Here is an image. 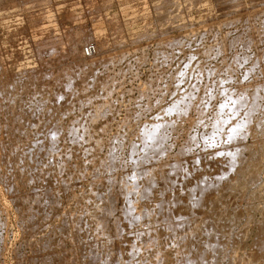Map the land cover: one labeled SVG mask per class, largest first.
<instances>
[{"label": "rangeland", "instance_id": "rangeland-1", "mask_svg": "<svg viewBox=\"0 0 264 264\" xmlns=\"http://www.w3.org/2000/svg\"><path fill=\"white\" fill-rule=\"evenodd\" d=\"M44 15H46V16H44ZM252 16H254V17H252ZM245 17H247V18L245 19ZM262 20H263V22H262ZM245 22L247 23V25H243V23H245ZM250 22H251V24H250ZM261 22L264 23V0H235V1L234 0H229V1H227V0L226 1L225 0H221V1H219V0H42V1L41 0H0V124H1V126L3 124L2 129H3V127L6 128L5 126L8 125L7 130L4 131L5 135H6L9 132L8 128L10 130L11 128L13 129L14 127L15 128L18 127L17 125L19 123L16 120H15V122H13L14 120L12 121V118L8 119L9 116H12L13 114H17V112H20V114H24V112H25V115H27L28 117L29 116L32 117L33 123L35 122V125H33V123H32L31 124L32 126L29 125L28 127L25 128L26 133H27V130H29V132L27 133V136H25L26 133H24L23 135L19 134L18 135L19 137L16 135L15 140H13L14 138H11V137L10 138L7 137V139H5L6 137H5L4 133L1 134L2 137L0 135V137H1L0 141L2 139L1 142L3 143L2 144L0 142L2 145V147L0 145V176H1L0 177V179H1L0 180V210H1V212H0V264H30V263H28L29 261H27V260H28L29 256H32V252H33L32 250L34 247L30 243H25V241L28 242L29 238H31L35 234L33 232L32 236H31V235H28L25 233L26 234V236H25V234H23L24 231L20 230L21 229L20 217L18 216V215H20V212L18 209L16 210V208H17L16 204H15L16 202L15 201L12 202V198H13V200L15 198L13 196V193L15 195V192L12 189H10V184L8 185L9 181L11 184L13 183V179L15 178V176L18 177L19 181H20L21 180L20 176H19L20 173L18 172V170L14 166H13L14 169L12 168V164L10 162L8 164H6L8 162V160L7 161L4 160L6 158H4L3 154H2V152L4 151L3 147L6 144L5 153L11 152V151H9V149L11 148L10 146H12L11 149H13L16 145L20 144L21 141H22L21 145L26 143V142H24L26 140H28L27 142H29L30 139H32V137L35 136V135H33L35 132L37 133L38 136L40 134L42 137H43V135L46 136V134H42V133L38 134V132L42 129V127L44 125L46 126V121L49 123V125H47V127L52 126V121H53L52 119H54V116L52 115V113L55 114L59 110L61 105H62V107L65 106L68 112L67 113H66V111H65V113L60 112V113H58L59 114L58 117H55V118L59 119V123L63 124L62 128H65V130H66V131L63 130L62 134L60 133V136L64 135V137L60 138V136H59L58 146H60L62 144V146H61L62 148L60 147V149L64 148L63 150L66 149V150H68V152L70 151L72 154L69 152V154H70L69 158L72 156L71 159L72 158L73 159L72 160L68 159V161H70V163H72L73 161H76L74 163H77V164L76 165L73 164V165H75L77 167L79 166L78 168L75 167V170H74V166L72 164H69L70 166L72 165L70 167L71 169L69 168V165L67 164L68 169H67V173H65L68 176V171L69 172L71 171L70 172L71 174L69 173L71 176L70 177L68 176V177H69V179L71 178L70 181L72 180V178H73V180L71 182L68 181L69 186L68 185L67 186L70 188V184L73 183L74 189H72V187L70 189L68 188V190L64 189L63 186H60V183H57V182L61 181L60 176H57L58 172L56 173V171L53 172V171H50L49 169H45L43 172L46 171V173H43V175L41 176V178H43V179L33 180V182L31 180V182H29V183H26V182L23 183L22 182L25 187L23 186L22 183L19 184V187H21V190H23L25 195H26V193H27V195H30L31 193H29V192H32L31 190L34 191L36 189L35 190L36 194H38V195H36L37 199H38V196L41 195L40 198L37 200L40 204L41 201L43 202V200L41 198L42 197L41 192L42 191L45 192L44 190H47L49 187H51L53 189L56 187L55 189H57L58 191L55 189L54 190L59 192L58 196L61 198V200L62 199L64 200L65 206H66V204H68V206H69L70 210L67 208L66 209V210H68L67 213H71L70 215H72L74 217V219L72 218V220L70 219V221L74 222L79 214L82 215V216L80 215L81 217L79 218V220L81 219L82 221H84V220L88 221L90 216L87 213H85L84 210L86 207H87L86 209H88L91 206V204L88 202V199L90 201V199H91L90 198L91 197L90 192H92V190L95 189L94 181H96L97 178L102 179L104 177V175H106L107 173H109L112 176V174H114V171L116 173H115V175H113V177L117 176L119 174V172H121L122 168H123L122 171H126L125 168L128 171H130L128 169V167H129V165L133 164V158L137 157L142 152V149H143V142H142V140L139 139L142 131L137 130V129H139V128L142 129L143 127H141V126H144V127L146 126V128H147L152 123V125H151L152 127L151 126L150 127L152 130H155L154 128L157 127V125H158L157 119L160 117L161 119L159 118V120H162V117H163V119H166V120H170V121L173 120L175 125H176L175 127H177L176 130L174 127L175 132L172 131L173 127H170L172 129L171 130L172 132L170 130H168V129H170L169 127H167L164 130V136L168 135L167 139L164 137V140L166 142V146H165L166 151L168 152V153H164V155L168 154L167 155V156H169L167 158L168 162L174 160L173 157L171 158V155L175 156V153L177 151H179V150L181 151L182 147L183 148L185 147V149H182L183 151H181V152H183V154H181V153H179V154L181 156L182 155L184 156V154H185V157H187L188 159L190 157L191 159L188 160L187 158L182 157L183 159L185 158L184 160L186 161L185 168L189 170L188 171L189 173L187 171H185L182 173V175L188 176V174H190V170H192L191 166H190V160L191 161L195 160L192 163H194V164L196 163L195 165H197V163H198V165H199V166L194 165L193 170L191 171V175H189L188 178L186 176L184 178L181 175L180 179L182 180V184H184L183 183L184 179L187 181L186 182L184 180L185 181V184L183 186L184 188L182 187V185H181L182 188H180L181 182L176 183V185L177 184L179 185V189H178V186L174 185V187H173V189L177 188L182 194L184 191V194L182 196V194L180 192H178V190L176 191V189H175V192L178 194L180 193L181 197H183V198L186 197L187 193L185 194V192H188V189L190 188V186L189 187L187 186V188L185 187V185H187L189 183V180L196 178L197 181H199L198 180V179H200L199 176H201V175L203 176V173L205 171L204 170V163L203 162L200 163L199 161L196 162V159H198V157H200L202 155V153H203V155L206 154L208 156L207 159H209V157H210L209 160L214 158V159H212L213 161H215L216 163H221L222 161H225L226 159H228V157L226 158L225 155H227L228 152L230 153L232 151L231 146H234L236 143H240L241 145H243V147H245V145H248V146L252 145V146H250V148L246 147L245 148L246 150L244 149L245 151L244 150L242 151L243 157L241 156V159L243 158L244 160L243 161L241 160L242 162L237 161L239 163V165L236 162L237 165L236 164H235L236 166L232 165V167L229 168L228 172L230 173L229 175L232 176L233 177L232 179L234 180V178L239 176L238 172L240 171V163H241V166H244L243 164L245 162H246L245 164L250 163L248 165V168H252L253 166L251 165V163L254 162V160H256L255 155H257V160H259L260 164L257 163L258 166H256L255 171L257 172V176L259 178H257V180L255 182H257V181L258 182H257V184L255 182H253V183L250 182L249 184H251V185H248L249 187H247L251 191L250 194L251 195L254 194V197L256 196V198H254V199H253V197H251V198L249 197V198L253 201V205H255L254 203H256L257 209H254L255 211L251 213V215H250L251 217L248 216V218L250 217L248 219L249 221H246L247 217L244 214H242L243 212L241 214H242V217L245 216L244 219L239 217L241 215H240V213H238L237 214L238 218L235 220V221H237L235 223L236 225L234 226L233 225L234 223H230L229 228H231V229H229L230 230L229 231L230 237H228L229 240L227 239L226 240L227 242L223 241L224 243L221 246L222 248H220L221 250L218 249L219 253L217 252V250L213 251L212 253L215 252L214 254H216V252H217L219 254V256H218V254H216V256H214V255L213 256L217 257L219 259H222V260L218 261L217 264H219V263L220 264H229V263H227V259H228V262H230L229 261L230 258L224 257L227 255H222V253H221L224 250H226L227 246H228L227 252L230 248L231 252H233L231 254L237 255V257H238V255L242 254V250H243V252H245L244 250H246V252H247L248 249H246V247L247 248L249 247L248 245H249L250 241L252 243V240H251V239H253L252 236L254 234H256V231H257V226H256L257 224H255V223L257 221H262L261 216L264 217V204H262L263 203L262 201H264V199H263L264 198V173H263L264 172V149H263L264 147L261 146L260 149L258 148V146H260V145L264 146V133L262 132V131H264V124L261 125L259 128L256 127L260 123L259 122L260 120H264V118L263 119L261 118L264 116V112L262 113V111H261V109L264 111V86H262L261 88H258V90L255 93L256 94L255 101L257 104L260 105V109L257 112L253 113V117L250 116L251 121L254 119L253 122H251L252 124L250 126V129L253 128L252 129V135L250 132H249L250 135H247L248 132L247 133L245 132V134H244V132H242V130L238 131V128L235 126L237 124V122L244 119L246 108L242 107L241 110L233 112V114H232L231 113L232 112L231 111L232 105H230V103H233V98L237 95L236 93H239L238 91H240L242 89V87H246L248 89H251L253 86H255L259 83H262V82L264 83V81H263L264 80V35H262V33L264 34V32H262L264 30V27H262L263 30L261 29V32H260V28H261V24H262ZM252 23H255V24H252ZM249 24L255 28L254 29L252 28L253 30L252 29L249 30ZM239 25H241V26H239ZM258 25L260 27H258ZM244 26H246L247 29H245L246 27H244ZM215 27H216V31H214ZM220 27H221V29H218ZM235 28H237V29H235ZM204 29H206L205 33L203 31ZM209 29L216 36V38L214 36H212L211 32L207 33V31H209ZM219 30H220V32H219ZM202 31H203V34L201 33ZM243 32H246V33H243ZM257 32L259 34L258 35L259 38L256 37ZM222 33H223V35H222ZM236 35H238V36H236ZM240 35H241V37H240ZM73 36L74 37L77 36V39H76V37L73 38ZM252 36H255L257 39L254 38L255 39L254 41H256V40L257 41L256 42L253 41V43H249L250 44L249 48H247L248 43H246V39L251 38ZM262 36H263V38H262ZM237 37H239V38H237ZM69 38H71V39L69 40ZM72 38L76 39V42L74 40V42L76 43L75 47L77 46L76 49L73 46L74 44L72 42ZM236 38H237V42H235ZM68 40L71 41L72 44ZM171 40H172L173 44L171 43ZM181 42H182V44H181ZM213 42H215V43H213ZM179 43H180V45H179ZM218 43L224 44V46L226 47V48H223L224 50L223 49L221 50V54L218 52H215V47H216V44H218ZM227 43H228V45H227ZM244 43H246L247 46L243 45ZM256 43H258V44L256 45ZM212 44H214V45H212ZM70 45L73 46L75 51L73 50V48L70 47ZM87 45L93 46L92 47L93 54H92V52H91V54H88V55L85 54L84 48ZM43 46L45 48L46 47H48V48L45 49ZM206 46L208 48L207 50L205 48ZM159 47H161V48H159ZM50 48H51V50L52 49L53 50L52 51L49 50ZM203 48H205V49H203ZM260 48H261V50H260ZM210 49H211V51H213L212 52L213 54H211V53L209 54V52H211ZM88 51H89V49H88ZM207 52L209 54L208 56L206 55ZM224 54H225V56H224ZM258 54H259V56H258ZM69 55H71L72 57ZM163 55H165V56H163ZM210 55H212V57ZM204 58H206V59H204ZM220 58H221V60H220ZM224 58H226V59H224ZM257 58H260L259 63L257 66H254L253 62H254V60L256 61ZM115 59H117V60H115ZM229 59H231L232 61ZM108 60H109V62L107 63ZM233 61H235V62L233 63ZM103 62H104V64H103ZM100 63H101V65L102 64L104 65V66L102 65L103 68L101 67ZM226 63L227 64L230 63L229 65H231L232 69H229L227 67L228 65ZM91 65H93V66H91ZM213 68H216L215 71L213 70ZM226 68H228V69H226ZM3 71L8 72L9 76H13V78H14V81H13L14 84L12 83V84L8 85L10 88H12L11 90H8L10 88L5 86L6 84L4 82L8 83L9 82L8 80H10V79L9 78L7 80L4 79V76H3L4 74H2ZM25 71L26 72L29 71V73H30V71H32V72H39L40 71V72H43L44 75H46V76L40 77L39 78L40 80H38V83L36 82L35 86H34V84L33 85H31V84L29 85V83L26 84L28 86V87L26 86L27 87L26 88L24 85H25L26 81H28V79L26 78L27 77L26 75H28V73H26ZM72 72H75V73H72ZM261 73H262L263 78L261 76ZM18 74L24 76L26 79L22 76H19V78H20V82H19L18 77H16V78L14 77L15 75H18ZM13 78L11 77L12 80H13ZM21 78H22V80H21ZM261 78H262V82H260ZM17 79H18V81H16ZM16 82H17V84H16ZM100 82H102V83H100ZM18 83L23 85V86L19 85ZM11 85H13V87H14V85L17 86L16 91H15V88H13ZM20 86H21V88L23 87V89H21ZM45 86L47 87V89ZM4 87H7L8 89L7 88H5V89H7L9 92L7 91V93H6L5 92L6 90L4 91ZM24 87H25V89H24ZM44 87H45L44 93L43 92L41 93V91H42L41 88L44 89ZM108 87H109V89H108ZM174 88H176V89L174 90ZM17 90H19L20 92H18ZM164 90H165V92H164ZM176 90L177 91L180 90L179 91L180 95L177 93ZM54 91L56 93H59L61 96L54 98V95H55ZM186 91H187V94H185ZM222 91H223V93H222ZM228 92H230L231 95ZM4 93H6V94H4ZM8 93L10 94V96ZM181 93L188 95L187 98H185L186 100L188 99V101H189L188 103L192 104V102H193V104L196 103V105H197V106L196 105L193 106V104L192 105L188 104V107L186 108V110L189 109V111L188 110L186 111V113L187 112L188 113L185 115V117L184 116L179 117L175 113H168V111H166L164 108V106L167 107L168 104L172 105L171 100L173 102V100L175 101L176 99L177 100L182 99L181 96L183 94H181ZM2 94H3V96H2ZM234 94H235V96H234ZM5 95H8L10 97V98L7 97L9 100L15 98V97H13L15 95L16 101L13 99L15 102L13 101L12 102L13 104L9 103V100H6L7 98ZM189 95H190V97H189ZM231 96H232V101L226 100L227 104H225V102H223V100L229 99ZM183 97H185V96H183ZM51 100H52V102H50ZM80 100H81V102H84V104H80ZM221 101L224 103L225 107L220 106V103L222 104ZM38 102L42 104V107ZM59 102L62 104L60 105ZM24 103H25V106H24ZM68 103L70 106L68 105ZM198 103H201V104H198ZM37 104H39V106H40L39 109H38ZM12 105H14V106H12ZM21 105H22V107H21ZM56 105H58L59 108ZM224 105H222V106H224ZM104 106H105V111L102 112L101 108H104ZM18 107H19V109H18ZM5 108L7 109V111H4ZM12 108H13V110H12ZM49 108H50L49 112L51 114L48 112ZM96 108L98 110H96ZM51 109L53 112L51 111ZM22 110H24V112H22ZM3 111H4V113H3ZM8 111H10V112H8ZM197 111L199 114L197 113ZM218 111H221V116L223 117L224 120H226L225 122L223 121V124L227 123L226 124L227 126L222 124L224 127H222V125H221L219 127V129L214 127L215 125H216V127H218L216 124L217 121L219 120L217 117V114H216ZM259 111H261V114L259 113ZM5 113H7V115L9 113H12V114L7 116V115H4ZM200 113H201L202 117L200 116ZM214 115H215V117H214ZM51 116H52V118H51ZM55 116H57V115H55ZM154 116H156V117L158 116V117L154 118ZM12 117L15 118V115H13ZM90 117H92V118H90ZM203 117H204V119H203ZM77 118L81 119V120L87 119L86 121L90 120V122L88 121L89 123L86 122L87 123L86 125L89 124L86 127L87 128L89 127L88 129H89L90 133L89 132H87V133L90 136L89 138L90 139L92 138V139L90 140L88 138L90 141H88V143L87 142H85V143L88 145L89 144L91 145L92 143L93 144L91 145V148H88V149H92L94 147L92 150L96 151V153H97L96 156L97 157L100 156L101 159H99V160H102V158H104V157H102L103 153L105 154L104 156H106V153H107L106 151L109 148L110 143H112L111 145L115 148L114 150H112V153H116V154H113L115 156V158H116V155H118L117 160H118V163H120V165L117 163V166H119V167L116 166L115 168L108 170V172L105 171V172H103L104 174L103 173L102 174H96L98 177L92 173L91 167H93V163L91 161L93 158L88 153L89 158L87 159V157H88L86 154L87 152L85 153L86 154L85 155L84 154L85 151L83 152V149H82V148L85 149V147H86V151H87L88 145L86 146V144H84V146L81 147L80 144H75L72 141V136H71L70 132H69L70 134L65 135V133L68 132V129H66V127L70 126L69 124L72 123L71 121L73 119H77ZM153 118H154V120L156 119L155 121H157V122H155L153 120ZM258 118H261V119L259 120ZM9 120H11V121H9ZM123 120H124V122H123ZM126 120H127L128 124L131 123V124H129L131 126V128L129 127V125H127ZM201 120L202 121L204 120V122H202ZM5 122H7V124H5ZM10 122H13L12 123L13 125L12 124L10 125L9 124ZM234 122H236V123H234ZM36 123H38V124L40 123V124L36 125ZM119 123L122 126H120ZM153 123H155L156 126H154ZM195 123H197V124H195ZM199 123H203L202 126ZM213 123L215 125L212 126L211 124H213ZM4 124H5V126H4ZM14 124H15V126H14ZM41 124H44V125H41ZM90 124H91V126H90ZM253 124L256 126H254ZM125 125H126V128L129 127V131H128V129L125 128ZM205 125H206V129H205ZM228 125H229V127L231 126V129L228 128ZM187 126H188V128H187ZM134 127L135 128L137 127V128L135 129ZM232 127H234V129L237 128L236 129V135H238V137L236 136V138H235L236 141L231 140V138H228L226 135V133H229L230 130L233 129ZM123 128H125V130L128 131V132L126 131L127 132L126 134L123 133V131H122V130H124ZM146 128L142 129L143 132L150 130L149 127L147 129ZM88 129H87V131H88ZM144 129H146V130H144ZM211 129L213 130L212 131L213 133L211 132ZM125 130H124V132H125ZM206 132H207V134H206ZM214 132H215V134H214ZM104 133H106V134H104ZM117 134H119L120 136L121 135H123V136H121L119 138V135H117ZM210 134H213V135H210ZM223 134H224V136H223ZM29 135H30V137H29ZM116 135H117V138L119 139L118 141L113 140L114 137L116 138ZM96 136H97V138H100L101 140L97 139ZM137 136H138V138H137ZM251 136H253V137H251ZM16 137H18L17 140H16ZM65 137H66V139H65ZM25 138H26V140H25ZM35 138L39 139L37 136H35ZM85 138L87 139V137H85ZM93 138L94 139L96 138V139L94 140ZM121 138H122V142L120 140ZM188 138H191L194 140H191ZM86 139H84V140L87 141L88 139L87 140ZM261 139H262V141H261ZM8 140H10V141L13 140L14 142L13 141L12 142L15 145L13 146V144ZM5 141H8V144L10 146L7 145V142H5ZM92 141H94L95 144ZM108 141H111V142H108ZM188 141L189 142L191 141V142L189 143ZM17 142H18V144H17ZM128 142L130 144H128ZM183 142L185 145L183 144ZM241 142H243V143H241ZM42 143H44V142L42 141ZM106 143H108V144H106ZM121 143L123 146L120 145V147L117 150V148L114 145H118ZM131 143L133 144L134 147L136 146L137 148L136 147H135V149H134V147L132 148ZM134 143H136V144H134ZM141 143H142V145H141ZM253 143H255V145H257V147L253 146ZM65 144H66V146L68 145V147H66ZM181 144H182V146H181ZM187 144L190 146L189 149L186 147ZM229 144H230V146H229ZM74 145H75V147H73ZM96 145H97V147L95 148ZM58 146H57V149H59ZM113 147H111V148L113 149ZM223 147L224 148L230 147V148L224 149ZM254 147H255V149H254ZM70 148L71 149L73 148V150H71ZM120 148H121V150H120ZM178 148H179V150H178ZM247 148L250 149L249 152L247 151L248 150ZM81 149H82V151H80ZM219 149L222 151H220ZM230 149H231V151H229ZM6 150H7V152H6ZM63 150H61V152ZM76 150H77V152H76ZM99 150H100V152H99ZM218 150H219V152H218ZM225 150H228V151L225 152ZM50 151L52 152V150H50ZM53 151H56V149ZM73 151L75 153H73ZM250 151H251V153H250ZM51 152H49V154H52ZM57 152H58V150H57ZM185 152L186 153L189 152L188 153L189 155L187 154L188 155L187 156ZM212 152L215 154H213ZM223 152H224V156H223ZM253 152H255L254 156L252 155ZM54 153L55 152H53V155L55 156L54 157L55 160L57 159V162H54V160L52 159L53 156L51 157V155L49 156V157H51L50 159H48V157H45V160L50 161V163L54 165L53 167H55V166L57 167L58 166L57 164H59L61 162L60 161L58 163L60 157L58 158L57 156L61 153L58 152L57 155H56V153L55 154ZM81 153H83V155L85 157ZM216 153L218 155H220V153H221L222 155L217 156ZM78 154H80L79 157H78ZM94 154H95V152L93 153V155ZM169 154H171V155H169ZM179 154L177 155V153H176V156L177 157L180 156ZM248 154H251V155H248ZM74 155H75V158H74ZM210 155H212V156H210ZM59 156H61V155H59ZM162 156L159 157L160 162L157 159L158 164L161 163L162 160L165 159L164 156L163 157ZM194 156H196L195 159H193ZM221 156H223L224 159ZM250 156H253V158ZM1 158H3V159H1ZM81 158L83 160H85L84 158H86L85 162L82 161L84 163V166L81 162V160H82ZM167 159H165L164 162H167ZM87 160H89V162ZM95 160H97V159H95ZM248 160H249V163H248ZM250 160H252V161H250ZM68 161L66 163H68ZM53 162L56 163V165ZM187 162H188V164H187ZM261 163L263 166L261 165ZM27 164H29V163L27 162ZM153 164H154V162H153ZM32 165L33 164H30V166H28V167H33ZM61 165L62 164L60 163V166ZM5 166H7V168ZM81 167H82V169H81ZM129 168L131 169L132 166ZM242 168L243 167H241V169ZM77 169L80 171V173H84L87 169L89 171L87 173L88 176L86 174H81L82 177H83V175H85L84 177L86 180L81 178L83 181L84 180L85 181L81 182L82 180H78L76 182L78 184L74 183L75 179L80 176V173H78L79 171ZM194 169H196L198 171L196 172V170L194 171ZM72 170H74V171H72ZM47 171H48V173H47ZM49 171L51 174L49 173ZM199 171H203V173L200 172V174H199L198 173ZM230 171H234L235 173L234 172L231 173ZM236 171H238V172L236 173ZM72 172H73V174H72ZM111 172H112V174H111ZM211 172L213 173V171H211ZM261 173H262V175H261ZM12 174H13V176L15 174V176L12 177ZM45 174H47V175L45 176ZM65 174H63V178H64V176H66ZM76 174H77V176H76ZM89 174H91V175L89 176ZM231 174H233V175H231ZM234 174H235V176L236 175L237 176L234 177ZM196 175L199 178L196 177ZM226 175H227L228 179L230 180L231 177L229 178L228 173ZM2 176H4V177H2ZM92 176H93V178H92ZM95 176H96V178H95ZM190 176H191V178H190ZM205 176H204V179L202 180L204 182H202L200 180L204 184H205V181L208 180V178L211 179L210 176H207L205 179ZM47 177H49V178H47ZM18 178H15L14 180L16 182H19ZM57 178H59L60 180L59 179L57 180ZM237 178H239V177H237ZM65 179L68 180L67 177ZM90 179H91V181L89 182L88 180H90ZM132 179L134 180L133 176H131V179L129 176L125 179L127 181L126 184H129V187L131 184L134 185V183H132V182H134ZM214 180H212V181H214ZM35 181H37V182H35ZM212 181H209V182L206 181L207 182L206 185L208 186V183H209V188H210L213 185H216L219 183V188L222 187V189H220V192H222V190L225 188V185H223V184L227 183L225 181L220 182L219 180H217V182H213L214 183L213 184V183H211ZM87 182H88V184H87ZM79 183H81L80 184L81 186L79 185ZM55 184L57 186H55ZM75 184H76V186H75ZM89 184H91V186ZM161 184L162 183L159 182L157 186L159 187V186H161ZM82 185H84V186L82 187ZM216 186L218 187V185H216ZM255 186H258L257 189H255ZM158 187H157V189H160V187L159 188ZM252 187L254 189H251ZM213 188H215V186ZM28 189H29V191L27 192ZM71 189H72V191H71ZM77 189H78V191H77ZM88 189H90V192L88 191ZM173 189H170L172 193H174ZM21 190H20V192H22ZM208 190H210V189H208ZM215 190L217 192H219L218 191L219 189L215 188ZM215 190H214L215 193L210 190L211 194H209V195L211 196L213 193H214L213 195H215L216 194ZM70 191L72 192V194ZM168 192H169V190H168ZM168 192H167V194H171V192L170 193H168ZM78 193H79L78 197L81 196L80 194H82V196H81V198L83 199L82 201L84 202V205H86L84 209L81 208V205H80V207H77V206H79L78 204L80 201L77 202L78 200L77 201L74 200V199H76L75 196ZM207 193H208V191H207ZM207 193H205L207 196L204 193L201 194V195H205V196H202V198L206 197V198H203V200L204 199L208 200L211 198V197L209 198V195ZM24 194H23V196H24ZM65 194H66V196H65ZM195 194L197 195L198 192L197 193L195 192ZM31 196L33 197V195H31ZM86 196H89V198ZM34 198L36 199L35 195H34ZM70 198H72L71 202L70 201L68 202V199L70 200ZM85 199H87V201H85ZM203 200L201 201L200 205H199L198 200L195 201L193 199L192 200L193 202L192 201H190V202L188 201V202L189 203L192 202L191 204H194L193 208L195 210L196 209L199 210L200 208H201V210H204L202 212V214L204 215V213H206L209 210H208L207 206L203 207V204H204ZM27 202L30 204V205L28 204L29 207L27 205ZM72 202L78 203L77 206H76V203H75V205H73ZM99 203L94 202V204H97V205ZM32 204L33 203L31 202V200H26V203L23 204V205H25L24 206L25 210H26V208H27V210H29L28 208H30L32 206ZM244 204H245V202L240 201V205L243 206ZM84 205L82 207H84ZM116 205H117L116 207L118 210L115 208L117 210V211L115 209H114L115 211L113 210V212H115V213L119 212V207H120L119 201L117 202ZM196 205L200 206V207H198L199 209L197 208ZM202 207H203V209H202ZM254 208H255V206H254ZM71 209H72V211H71ZM61 211H62V209H61ZM61 211H60V209H58L56 211L57 215H56V213L54 214L53 211H52V213L50 211L48 214L51 215L50 216L51 219L48 216V220H47L48 223H45V225H47V226L44 225L46 227V229H44L45 227L44 228L41 227L40 230L37 229V232H38V236L40 235V236H42V237L44 236L46 238L49 237L50 239H52V241L54 240L53 242H57L58 241L57 236L59 235V231L62 230L61 229V227H62L63 232L60 231V233H62L63 234L62 236L65 237V232H66V238L63 237L65 240L64 239H62V240L66 242V243H64L65 244L64 250H65V247H66V250L69 249L66 251V253H68L70 251L71 243H68L69 240L67 241V237H68L67 235H68V229L70 230L71 227L69 226L70 225L69 223L68 224H66V223L68 221V218H70V217H68L67 221H64L65 222L64 223L61 219L62 218L61 217L62 216ZM86 214L89 217H87ZM52 217H53V219H52ZM112 217H114V218H112ZM117 217H118L117 214L110 216L109 223H111V221H114L113 219H115ZM57 218L59 219V221L57 220ZM179 218L180 217L176 218L175 221H177V219H178V221H180L181 219L179 220ZM193 218H195V217H193ZM195 220L196 221L199 220L198 216L195 218ZM239 222H241V224H237ZM247 222H249V223L246 225ZM61 223H63L62 226H61ZM48 224H51V225H48ZM52 224H54V227L52 226ZM160 224L162 225V223H159V225L156 224L154 226L155 229H156V226H159V227H157L156 231L161 230V229H158V228H161ZM48 226L52 227L53 230L55 231V233H56L55 237L53 236L54 231L52 230V228H49ZM163 226L165 227L166 225H163ZM163 226H162V228H163ZM57 227L58 228L60 227V228L58 229ZM239 227H241V228H239ZM246 227H248V228L246 229ZM78 228H80V227H78ZM166 228L167 227H165V229L164 228L163 229L164 230L169 229V228L168 229H166ZM237 228H239V230L240 229L243 231L245 230L244 232H246V230H248L247 233L250 231L249 234L246 233L247 234V237H246L247 240L244 238L246 235H243V237H242V239H244L243 243L240 242L242 240L240 237L241 235L239 236V238H237L238 233L237 234L235 233ZM47 229H49V230H47ZM50 229H51V231H53V233L49 232ZM57 229H58V231H57ZM64 229H66V231H64ZM163 229L160 232L162 234L165 232V236L161 237L160 242L161 243L163 241L164 242L166 241V242L165 243L163 242V245L159 244V246L160 247L162 246L161 248L162 249L164 248L163 251L165 253L167 252L168 255H170L171 260H172L171 264H172V262L174 261L172 258V256H174V254H172V253H174L177 246H179L180 244L177 243L176 242L177 240H174V238L173 239L171 238V240H173V242H172L170 240V237H173V236H171L170 234H169L170 236H168L167 235L168 233L166 231H164ZM255 229H256V231H255ZM232 231L234 232V234H232ZM254 231H255V233H254ZM44 232H45V234H43ZM168 232H169V230H168ZM40 233L43 235H41ZM85 233H86V231L84 232L83 230H81L80 231L81 237H84ZM126 233H128V232L126 231ZM202 233H204V232H202ZM202 233H199V234H202ZM48 234H49V236H48ZM82 234H84V235H82ZM121 234H122L121 236H123V237H125V235H128V236L131 235L130 233L125 234V231ZM23 235L25 237V241L23 240V238H24ZM166 235L168 237H166ZM34 236H35V238L38 237L37 233ZM87 236L88 235H85L86 238H87ZM205 236H206V234H204V235L202 234V236L200 235L201 238L198 237V239H196L197 238V235H196V236H194L193 239L196 240V243L201 244L200 242H202L203 244H201V247H203L205 242H206L205 240L207 238ZM233 236H234L235 240L233 238H231ZM58 237H61V234ZM165 238H166V240H165ZM167 238H169V239H167ZM31 239H33V238H31ZM162 239H164V240H162ZM231 239H232V241H231ZM60 240H61V238H60ZM195 240H192V241H195ZM236 240H237V242H236ZM233 241H235L234 243H236V244L238 243V245H236V246H239L238 248H236V246L234 247L232 245V244H234V243H232ZM229 242L231 243V246H233L232 248H231ZM149 243L147 245L141 244V243L139 245V242L136 243V246L139 245L140 248L139 247L136 248L135 249L136 252L134 250L133 253H135V255L138 256V255H140V253L143 250V252L144 253L146 252L148 255L151 247L153 248L152 250L155 249L153 243H151L152 245L148 247ZM173 243L177 244V245L174 244L176 247L173 246ZM192 243H193L192 244L193 249L197 250V249L201 248V247H198L199 244L197 245L194 242H192ZM225 243H228V244L226 245ZM241 243H242V246H241ZM251 243H250V247L252 245ZM27 244H29V245H27ZM127 244L128 243H125L123 245V247L124 248L127 247ZM164 244L166 245L165 246L166 249L170 248L171 251L169 249H168L169 251L168 250L166 251ZM224 244L226 245V247ZM29 246L32 247V250L29 249V248H31ZM146 247H147V249H146ZM234 248L237 251V253H239V254H237L236 251H234ZM138 249L139 250L141 249L140 253L138 252L139 251ZM222 249H223V251H222ZM237 249H240V250H237ZM201 250H203V249H201ZM150 252H151V250H150ZM169 252H171V253H169ZM208 252L209 251L207 250V253ZM136 253H138V255ZM212 253L209 252V254H212ZM190 254H192V253L190 252ZM220 256H222V257L220 258ZM19 258H21L20 259V260H22L21 262L19 261ZM175 258L176 257L174 256V259ZM176 259L177 260H175V262H177V264H180L181 262L179 263V261H182L180 259V256L177 257ZM258 259H259V257H257V259H256L257 262H258ZM263 260H264V258H261V262H264ZM145 261L146 260H144V261L142 260L140 263L144 262V264H149L148 260L146 262ZM256 261H254L255 263L253 261H251V262H253L254 264H258V263H256ZM259 262H260V260H259ZM128 263H129V259L126 260V264H128ZM150 263H152V262H150ZM230 263L232 264V262H230ZM235 263L243 264L242 261L239 262L237 260H235V262L233 264H235ZM247 264H249V263H247ZM250 264H252V263H250Z\"/></svg>", "mask_w": 264, "mask_h": 264}, {"label": "bare ground", "instance_id": "bare-ground-1", "mask_svg": "<svg viewBox=\"0 0 264 264\" xmlns=\"http://www.w3.org/2000/svg\"><path fill=\"white\" fill-rule=\"evenodd\" d=\"M42 1V0H41ZM219 1H221V0H219ZM226 1V0H225ZM227 1H229V0H227ZM235 1V0H234ZM25 3V2H24ZM232 3V2H231ZM258 4V3H257ZM29 5V4H28ZM27 5V6H28ZM23 6V5H22ZM25 6V5H24ZM232 7V6H231ZM227 9V8H226ZM230 9V8H229ZM158 11V10H157ZM231 11V10H230ZM234 11V10H233ZM159 12V11H158ZM35 13V12H34ZM160 14V13H159ZM42 16V15H41ZM44 16H46V15H44ZM43 16V17H44ZM251 16V15H250ZM158 17V16H157ZM252 17H254V16H252ZM42 18V17H41ZM247 17H245V19H246ZM256 18V17H255ZM40 19V18H39ZM43 19V18H42ZM249 20V19H248ZM235 21V20H234ZM245 21V20H244ZM251 21V20H250ZM261 21V20H260ZM231 22V21H230ZM237 22V21H236ZM242 22V21H241ZM240 22V23H241ZM254 22V21H253ZM262 22H263V20H262ZM261 22V23H262ZM239 23V22H238ZM246 23V22H245ZM245 23H243V25H247V23L245 24ZM256 23V22H255ZM255 23H252V24H255ZM260 23V24H261ZM250 24H251V22H250ZM249 24V30H251L252 28L254 29L255 27H252L251 25ZM258 24V23H257ZM263 24V25H262ZM261 24V28H260V32H261V29L263 30V28L262 27H264V23H262ZM227 25V24H226ZM225 25V26H226ZM242 25V26H243ZM224 26V27H225ZM239 26H241V25H239ZM251 26V27H250ZM236 27V26H235ZM244 27H246V26H244ZM243 27V28H244ZM258 27H260L259 25H258ZM218 29H221V27L220 28H218ZM235 29H237V28H235ZM245 29H247V27L245 28ZM252 29V30H253ZM214 30V29H213ZM204 31V33L206 32V29H204L203 30ZM203 31L201 32L202 34H203ZM214 31H216V27H215V30ZM210 33L211 31H210V29H209V31H207V33ZM219 32H220V30H219ZM224 32V31H223ZM256 32V31H255ZM254 32V33H255ZM259 32V31H258ZM258 32L256 33L257 34V36L256 37H258L259 38V34H258ZM262 32H264V30L262 31ZM212 33V32H211ZM215 33V32H214ZM243 33H246V32H243ZM70 34V33H69ZM80 34V33H79ZM75 35V34H74ZM184 35V34H183ZM218 35V34H217ZM222 35H223V33H222ZM228 35V34H227ZM247 35V34H246ZM262 35H264L263 33H262ZM202 36V35H201ZM212 36H214L215 38H216V36L212 33ZM236 36H238V35H236ZM70 37V36H69ZM76 37V39H77V36H75ZM74 36H73V38H75ZM182 37V36H181ZM186 37V36H185ZM213 37V38H214ZM240 37H241V35H240ZM255 36H252L251 38H247L246 39V43H248L247 45H248V47L247 48H249V43H253V41L255 40L254 38H256ZM72 38V42H73V46H74V48L76 49L77 48V46L75 47V42H76V39H73ZM226 38V37H225ZM224 38V39H225ZM237 38H239V37H237ZM237 38L235 39L236 41L235 42H237ZM243 38V37H242ZM262 38H263V36H262ZM68 39V38H67ZM71 38H69V40H70ZM79 39V38H78ZM177 39V38H176ZM257 39V38H256ZM68 40V41H69ZM74 40H75V42H74ZM175 40V39H174ZM191 40V39H190ZM204 40V39H203ZM214 40V39H213ZM234 40V39H233ZM262 40V39H261ZM260 40V41H261ZM218 41V40H217ZM248 41V42H247ZM257 41V40H256ZM256 41H254V42H256ZM259 41V40H258ZM70 43H71V41H69ZM176 42V41H175ZM178 42V41H177ZM224 42V41H223ZM228 42V41H227ZM234 42V43H235ZM243 42V41H242ZM245 42V41H244ZM69 43V44H70ZM171 43H172V40H171ZM213 43H215V42H213ZM232 43V42H231ZM233 43V44H234ZM246 43H244L243 45H245V46H247L246 45ZM72 44V43H71ZM173 44V43H172ZM181 44H182V42H181ZM258 43H256V45H257ZM179 45H180V43H179ZM212 45H214V44H212ZM227 45H228V43H227ZM226 45V46H227ZM69 46V45H68ZM73 46L72 45H70V47L71 48H73ZM210 46V45H209ZM224 46V44H221V43H218V44H216V47H215V52H218V53H220L221 54V50L223 49V48H226L225 46ZM244 46V47H245ZM44 47V46H43ZM69 47V48H70ZM201 47V46H200ZM254 47V46H253ZM259 47V46H258ZM45 48V47H44ZM48 47H46L45 49H47ZM70 48V49H71ZM73 48V50L75 51V49ZM159 48H161V47H159ZM206 48V50L208 49L207 48V46L205 47ZM205 48H203V49H205ZM255 48V47H254ZM190 49V48H189ZM38 50V49H37ZM49 50H51V48L49 49ZM53 50V49H52ZM51 50V51H52ZM161 50V49H160ZM193 50V49H192ZM200 50V49H199ZM224 50V49H223ZM260 50H261V48H260ZM259 50V51H260ZM263 50V49H262ZM67 51V50H66ZM70 51V50H69ZM210 51H211V49H210ZM258 51V52H259ZM204 52V51H203ZM213 51H211V52H209V54L211 53V54H213L212 53ZM262 52V51H261ZM69 53V52H68ZM226 53V52H225ZM263 53V52H262ZM208 54V52H207V56L209 55ZM215 54V53H214ZM260 54V53H259ZM259 54H258V56H259ZM76 55V54H75ZM167 55V54H166ZM191 55V54H190ZM204 55V54H203ZM223 55V54H222ZM232 55V54H231ZM261 55V54H260ZM69 56H71V55H69ZM163 56H165V55H163ZM205 56V55H204ZM211 57H212V55H210ZM224 56H225V54H224ZM246 56V55H245ZM72 57V56H71ZM174 57V56H173ZM198 57V56H197ZM243 57V56H242ZM257 57V56H256ZM255 57V58H256ZM207 58V57H206ZM206 58H204V59H206ZM209 58V57H208ZM199 59V58H198ZM224 59H226V58H224ZM113 60V59H112ZM115 60H117V59H115ZM170 60V59H169ZM187 60V59H186ZM210 60V59H209ZM214 60V59H213ZM220 60H221V58H220ZM229 60H231V59H229ZM254 60V59H253ZM259 60H260V58H257L256 59V61L254 60V62H253V65L254 66H257L258 65V63H259ZM263 60V59H262ZM171 61V60H170ZM232 61V60H231ZM109 62V60L107 61V63ZM235 61H233V63H234ZM81 63V62H80ZM232 63V64H233ZM84 64V63H83ZM103 64H104V62H103ZM102 64V65H103ZM106 64V63H105ZM110 64V63H109ZM108 64V65H109ZM113 64V63H112ZM221 64V63H220ZM227 64V63H226ZM225 64V65H226ZM230 63H228L227 65V67L229 68V69H232L231 68V65H229ZM252 64V63H251ZM263 64V63H262ZM261 64V65H262ZM100 65H101V63H100ZM102 65H101V67H102ZM196 65V64H195ZM198 65V64H197ZM203 65V64H202ZM206 65V64H205ZM83 66V65H82ZM85 66V65H84ZM91 66H93V65H91ZM104 66V65H103ZM195 67V66H194ZM193 67V68H194ZM201 67V66H200ZM210 67V66H209ZM103 68V67H102ZM212 68V67H211ZM228 68H226V69H228ZM91 69V68H90ZM215 69L216 68H213V70L215 71ZM88 70V69H87ZM198 70V69H197ZM174 71V70H173ZM202 71V70H201ZM228 71V70H227ZM261 71V70H260ZM26 72V71H25ZM24 72V73H25ZM90 72V71H89ZM193 72V71H192ZM263 72V71H262ZM26 73H28V75H26L27 77V79H28V81H26V83H25V87L27 86L26 84H28L29 83V85L31 84V85H33L34 84V86H35V84H36V82L38 83V80H40L39 78L40 77H42V76H46V75H44V73L43 72H32V71H30V73H29V71L28 72H26ZM72 73H75V72H72ZM71 73V74H72ZM186 73V72H185ZM247 73V72H246ZM2 74H4L3 76H4V79L5 80H7L8 78L10 79V80H8L9 82L8 83H6V82H4L5 84V86H7L8 88H10L8 85H10V84H12L13 83V81H14V78H13V76H9V73L8 72H2ZM51 74V73H50ZM181 74V73H180ZM12 75V74H11ZM169 75V74H168ZM19 76H22V75H20V74H18V75H15L14 77L16 78V77H18V79H19V82H20V78H19ZM261 76H262V73H261ZM11 77L13 78V80L11 79ZM22 77H24V76H22ZM3 78V77H2ZM25 78V77H24ZM23 78V79H24ZM25 78V79H26ZM262 78H263V76H262ZM262 78L260 79L261 81L260 82H262ZM18 79L16 80V81H18ZM163 79V78H162ZM21 80H22V78H21ZM24 81V82H25ZM264 81V80H263ZM23 82V81H22ZM100 83H102V82H100ZM258 83V82H257ZM14 84V83H13ZM16 84H17V82H16ZM19 84V83H18ZM42 84V83H41ZM19 85H21V84H19ZM38 85V84H37ZM12 87H13V85H11ZM21 86H23V85H21ZM21 86H20V88H21ZM165 86V85H164ZM253 86V85H252ZM262 86H264V83L262 82V83H259V84H257V85H255V86H253L251 89H248V88H246V87H242V89L240 90V91H238L239 93H236L237 95L235 96V94H234V98H233V103H230V105H232V107H231V113L233 114V112H236V111H239V110H241V108L242 107H244V108H246L245 109V117H244V119L243 120H241V121H239V122H237V124L235 125L234 123H236V122H234L233 124L238 128V131H241L242 130V132H244V134H245V132L247 133L248 132V134L247 135H250L249 134V132L251 133V135H252V129H250V126H251V122H253V120L251 121V119H250V116H252L253 117V113L254 112H257L259 109H260V105L259 104H257L256 103V101H255V97H256V91L258 90V88H261ZM7 87H4V91L7 93V91L8 90H11L12 88H10V89H8ZM16 85H14V87L13 88H15V91H16ZM25 87H24V89H25ZM28 87V86H27ZM26 87V88H27ZM43 87V86H42ZM46 87V86H45ZM45 87H44V89L43 88H41V93L43 92L44 93V90H45ZM249 87V86H248ZM5 88H7V89H5ZM19 88V87H18ZM163 88V87H162ZM21 89H23V87L21 88ZM30 89V88H29ZM46 89H47V87H46ZM108 89H109V87H108ZM151 89V88H150ZM176 88H174V90H175ZM14 90V89H13ZM27 90V89H26ZM173 90V91H174ZM18 92H20L19 90H17ZM177 91V90H176ZM180 91V90H179ZM179 91H177V93L180 95V92ZM182 91V90H181ZM185 91V90H184ZM9 92V91H8ZM12 92V91H11ZM53 92V91H52ZM164 92H165V90H164ZM6 93H4V94H6ZM13 93V92H12ZM185 93V92H184ZM184 93H181V94H183L181 97H182V99H179V100H173V102H172V100H171V103H172V105L171 104H168V106L167 107H165L164 106V108H165V110L166 111H168V113H175L177 116H179V117H185V115L188 113H186V111L188 110L189 111V109H187L186 110V108L188 107V104L189 105H192L193 104V102H192V104L191 103H188L189 101H188V99L186 100L185 98H187V96L188 95H185V94H187V91H186V93L184 94ZM222 93H223V91H222ZM229 94H230V92H228ZM9 94V93H8ZM26 94V93H25ZM33 94V93H32ZM54 98L55 97H60L61 95L59 94V93H56L55 91H54ZM17 95V94H16ZM231 95V94H230ZM229 95V96H230ZM2 96H3V94H2ZM6 96V98L8 97V98H10L9 96H10V94H9V96L8 95H5ZM13 96V95H12ZM19 96V95H18ZM35 96V95H34ZM183 96H185V97H183ZM13 97H15L16 98V96L14 95ZM32 97V96H31ZM174 97V96H173ZM189 97H190V95H189ZM192 97V96H191ZM5 98V99H6ZM6 99V100H9V99ZM12 98V97H11ZM15 98H13L14 100H15ZM21 98V97H20ZM163 98V97H162ZM231 98V99H230ZM229 99H225V100H223V102H225V104H227L226 102L227 101H229V100H231L232 101V96L230 97ZM13 99H11V100H9V103H12L14 100ZM20 100V99H19ZM56 100V99H55ZM227 100V101H226ZM5 101V100H4ZM16 101V100H15ZM14 101V102H15ZM21 101V100H20ZM24 101V100H23ZM30 101V100H29ZM42 101V100H41ZM45 101V100H44ZM191 101V100H190ZM22 102V101H21ZM49 102V101H48ZM50 102H52V100L50 101ZM49 102V103H50ZM197 102V101H196ZM222 102V101H221ZM222 102V104L220 103V106L221 107H225V105H224V103ZM8 103V102H7ZM19 103V102H18ZM30 103V102H29ZM33 103V102H32ZM39 103V102H38ZM60 103V102H59ZM13 104V103H12ZM36 104V103H35ZM40 105H41V107H42V104L41 103H39ZM39 104H37L38 105V109L40 108V106H39ZM52 104V103H51ZM62 103H60V105H61ZM80 104H84V102H81V100H80ZM198 104H201V103H198ZM6 105V104H5ZM11 105V104H10ZM18 105V104H17ZM68 105H69V103H68ZM196 105V103H194L193 104V106H195ZM222 105H224V106H222ZM229 105V104H228ZM12 106H14V105H12ZM19 106V105H18ZM24 106H25V103H24ZM27 106V105H26ZM45 106V105H44ZM57 107H58V105H56ZM70 106V105H69ZM197 106V105H196ZM219 106V105H218ZM21 107H22V105H21ZM31 107V106H30ZM203 107V106H202ZM2 108V107H1ZM59 108V107H58ZM204 108V107H203ZM18 109H19V107H18ZM197 109V108H196ZM10 110V109H9ZM12 110H13V108H12ZM58 110V109H57ZM56 110V111H57ZM96 110H98L97 108H96ZM101 110H102V112L103 111H105V106H104V108H101ZM100 110V111H101ZM4 111H7V109L5 108V110ZM4 111H3V113H4ZM50 111V108L48 109V112ZM51 111H52V109H51ZM65 111H66V113L68 112L67 111V109H66V107L65 106H63L62 107V105H61V107L59 108V110L55 113V114H53L52 113V115L54 116V119H52L53 121H52V126L51 127H47V125H49V123L46 121V126L44 125V124H41V125H44L43 127H42V129L38 132V134H40V133H42V134H46V136H44L43 135V137L41 136V134L38 136L37 135V133L35 132L33 135H35V136H37L39 139H37V138H35V136H33L32 137V139H30V141L29 142H27L28 140H26V138H25V140L26 141H24V142H26V143H22L23 145H21V142H20V144H18V142H17V144L18 145H16L13 149H11L12 148V146H10L9 144H8V141H10V140H8V141H5V142H7V145H9L10 147V149H9V151H11V152H7V150H6V152L7 153H5V147H6V144H5V146L3 147V149H4V153L2 152V154H3V157L4 158H6V159H4V160H8V162L6 163V164H8L9 162L12 164V168H13V166L18 170V172L20 173V181H19V178L18 177H16L15 176V174H14V176H15V178H18V181L19 182H16L13 178V183L11 184L10 183V181H9V183H8V185L10 184V189H12L14 192H15V195H14V193H13V196L15 197L14 198V200H13V198H12V202H16L15 204H16V210L18 209L19 210V212H20V215H18L19 217H20V227H21V229L20 230H22V231H24L23 232V234H28V235H31L32 236V234H33V232L36 234L37 233V236H38V232H37V229H39L40 230V228L41 227H45V226H47V225H45V223H48L47 222V220H48V216L50 217L51 215L50 214H48L50 211H51V213H52V211L54 212V214L56 213V211L58 210V209H60V211H61V209H62V211H61V219H62V221L64 222V221H67V218L68 217H70V218H68V221H67V223L66 224H70L69 226L71 227L70 228V230L68 229V237H67V241L69 240V242L68 243H71V247H70V251L68 252V253H66V251L67 250H69V249H67L66 250V247H65V250H64V246H65V244L64 243H66L65 241H63L62 239H64V238H66V232H65V237L64 236H62L63 234L62 233H60V231H62L63 230V228L61 227V229L62 230H60L59 231V235L58 236H60V234H61V237H58L57 236V238H58V241L57 242H53L52 241V239H50L49 237H42V236H38V237H36L35 238V234L31 237V238H33V239H31V238H29V241L27 242V241H25V237H24V235H23V240L25 241V243H30L34 248H33V250H32V247L31 246H29V247H31V248H29L30 250H32L33 252H32V256H29V258H28V260L27 261H29L28 263H30V264H126V260L127 259H129V263L128 264H144V262L143 263H140L142 260L144 261V260H148V263L149 264H171V257H170V255H168V253L166 254L163 250H164V248L162 249L160 246H159V244L160 245H163V242L161 243L160 241V239H161V237H164L165 236V232L162 234L160 231H162V229L164 228L165 229V227H167L166 229H168L169 230V232H168V230H164V231H166L168 234V236H173V237H170V240H171V238L173 239L174 238V240H177L176 242L177 243H179L180 245L179 246H177V248H176V250L174 251V253H172V254H174V256L177 258V257H179L180 256V259L182 260V261H179V263L181 262L182 264H217L218 263V261H220V260H222V259H219V258H217V257H214V256H216V254H218L219 252V250H221L220 248H222L221 246L223 245V241H226L227 239H228V237H230L229 236V229H231V228H229L230 227V223H234L233 225L235 226L236 224V222L237 221H235L237 218H238V213H240V215L241 216H239V217H241L242 219H244V217L246 216L247 217V219H246V221H249L248 219L251 217L250 215H251V213L252 212H254L255 210L254 209H257L256 208V203H254L255 205H253V201L250 199L251 197H253V199L254 198H256V196L254 197V194L253 195H251L250 194V190L247 188V187H249L248 185H251V184H249L250 182H255L256 180H257V178H259L258 176H257V172L255 171V169H256V166H258L257 165V163L258 164H260V162H259V160H257V155H255L256 156V160H254V162H252L251 163V165L253 166L252 168H248V165L250 164L249 163V160H248V163L249 164H243L244 166H241V163H240V171L238 172V171H236V173L238 172L239 173V176H237V177H239V178H237L236 176H235V174H234V177H236V178H234V180L232 179L233 177L232 176H230L229 174V168H231L232 167V165L234 166L235 164L237 165V163L240 161V162H242L244 159L242 158L241 159V156L243 155L242 154V151L246 148V147H249L250 148V146H252V145H250V146H248V145H245V147H243V145H241L240 143H236L234 146H231V149H232V151H231V149L229 150V151H231L230 153L228 152V156L227 155H225L226 156V158L228 157V159H226L225 161H222L221 163H216L215 161H213L212 159H214V158H212L211 160H209L210 159V157H209V159H207L208 158V156L206 155H203V153H202V155L200 156V157H198V159H196V162L197 161H199L200 163H204V173H203V171H199L198 173L200 174V172L201 173H203V176L201 175V176H199L200 177V179H198L199 181L201 180H203L204 179V176H205V179H206V177L207 176H210L211 177V179L212 180H214V181H212L211 179H209L208 178V180L209 181H212L211 183H213V182H217V180H219L220 182L222 181V182H227L226 184H223V185H225V188L222 190V192H220V189H222V187H220L219 188V183L218 184H216V185H218V187L216 186V185H213L212 187H210L209 188V183H208V186L206 185V183L207 182H209L208 180H206L205 181V184L204 183H202V182H204V181H197V179L196 178H193V179H191V180H189V183L187 184V185H185V187L187 188V186L189 187L190 186V188L188 189V192H185V194L187 193V195H186V197L185 198H183V197H181V195H180V191L178 190L179 189V185L177 184L176 185V183H178V182H181L180 183V188H182L183 186H184V184H185V181L183 180V183L184 184H182V180L180 179L181 178V175H182V173L183 172H185V171H189L188 169H186L185 168V166H186V161L184 160L185 158H187V157H185V154H184V156L182 155H180L179 153H181V154H183V152H181V151H183L182 149H185V147L183 148L182 147V149H181V151L179 150V148H178V150L179 151H177L176 153H177V155L179 154L180 156H176V153H175V156L174 155H171V154H169V155H171V158L173 157V161H170V162H168V157L169 156H167L166 154L164 155V153H168L167 151H166V142H165V140H164V137L167 139L168 137V135H166V136H164V130L167 128V127H173L172 129L170 128V129H168V130H172L173 132H175V130H176V128L177 127H175L176 125H175V123H174V121L172 120V121H170V120H166V119H163V117H162V120H159V118L157 119V121H155L154 120V118L156 117V116H154V118H153V120L155 121V122H157L158 123V125H157V127H155L154 129L155 130H152L151 129V125H152V123H151V127L150 126H148L149 127V129L150 130H148V131H144L143 132V128H146V126L144 127V126H141V127H143L142 129H137V130H141L140 132H141V134H140V137H139V139L140 140H142V142H143V149H142V152L137 156V157H134L133 158V164L132 165H129V167H131L132 166V168L130 169L129 167H128V169L130 170V171H128L126 168H125V170L126 171H122L123 170V168H122V170H121V172H119V174L117 175V176H114L113 177V175H115V171H114V174H112V172H111V174H112V176L109 174V173H107L106 175H104V177L102 178V179H98L97 178V180L96 181H94V186H95V189L94 190H92V192H90V189H88V191L91 193L90 195H91V199H90V201H89V196H86V197H88L87 199H88V202L91 204V206L88 208V209H86L85 208V206L86 205H84V202L82 201L83 199L81 198V196H82V194H80L81 196H79L78 197V195H79V193L75 196V198L76 199H74V200H78L77 202H79V204L78 203H76V206H77V204L79 205V206H77V207H80V205H81V208L82 209H84L85 208V210H84V212L85 213H87L86 215H87V217H89V219H88V221L86 220H84V221H82L81 219L79 220V218L82 216L81 214H79L78 215V217L75 219V221L74 222H72V221H70V219L72 220V218L74 219V217L72 216V215H70L71 213H67L68 212V210H66L67 208L69 209V206H68V204H66V206H65V203H64V200L62 199L61 200V198L58 196V193L59 192H57L58 190L57 189H55V190H57V191H55L53 188H51V187H49L47 190H44L45 192H41L42 193V200H43V202L41 201L40 202V204H39V202L37 201L39 198H40V196H38V199H37V196L36 195H38V194H36V189L33 191V190H31L32 192H29V193H31L30 195H27V193H26V195L24 194V192H23V190H21V187H19V184L20 183H24V182H26V183H29V182H31V180H32V182H33V180H38V179H43V178H41V176L43 175V173H46V171L45 172H43L45 169H49L50 171H56V173H57V176H60V178H61V181H59V182H57V183H60V186H63V188L64 189H67L68 190V181L69 182H71L72 180H73V178H72V180L70 181V179H69V177L71 176L70 174V172L68 171V176L65 174V173H67V164L69 165V164H77V163H74V162H76V161H73L72 163H70V161H68V159L69 160H72L71 159V157L69 158V156H70V154H69V152H68V150H63V149H60V147L62 146V144L60 145V146H58V141H59V136H60V133L62 134V131L63 130H65V128H62V123L60 124L59 123V119L58 118H55V117H58V113H65ZM109 111V110H108ZM163 111V110H162ZM261 111H262V113L264 112L262 109H261ZM261 111H259V113L261 114ZM8 112H10V111H8ZM22 112H24V110H22ZM47 112V111H46ZM53 112V111H52ZM70 112V111H69ZM97 112V111H96ZM95 112V113H96ZM205 112V111H204ZM16 113V112H15ZM19 113V114H18ZM50 113V112H49ZM197 113H198V111H197ZM258 113V114H259ZM2 114V113H1ZM10 114H12V113H9L8 115H10ZM18 114V115H17ZM17 114H13V115H15V118H13L12 116H9V118L8 119H10V118H12V121L13 122H15V120L19 123H17L18 125V127L17 128H15L14 126H15V124H14V128L12 129L11 127V129L9 130V128H8V133L5 135V132L4 131H6L7 130V126H5V124H7V122H5V124H4V126L6 127V128H4L3 127V129H2V126H3V124H2V126H1V124H0V135L2 134V133H4V135H5V139H7V137H11V138H14L13 140H15V136L17 135H19V134H24V133H26L25 131V128L26 127H28L29 125H31L32 123H33V118L32 117H28L27 115H25V112H24V114H20V112H17ZM51 114V113H50ZM159 114V113H158ZM199 114V113H198ZM217 117H218V121H217V126L218 127H216V125L213 123V124H211L212 126L213 125H215L214 127L215 128H218L219 129V127L223 124V121L225 122L226 120H224L223 119V117L221 116V111H218L217 113ZM4 115H7V113H5ZM7 115V116H8ZM55 115H57V116H55ZM134 115V114H133ZM161 116V115H160ZM189 116V115H188ZM200 116H201V113H200ZM158 117V116H157ZM156 117V118H157ZM187 117V116H186ZM202 117V116H201ZM214 117H215V115H214ZM213 117V118H214ZM3 118V117H2ZM7 118V117H6ZM51 118H52V116H51ZM90 118H92V117H90ZM198 118V117H197ZM225 118V117H224ZM262 119L264 118V116L263 117H261ZM261 118H258L259 120L261 119ZM128 119V118H127ZM161 119V118H160ZM183 119V118H182ZM203 119H204V117H203ZM87 120V119H86ZM86 120H84V119H73L71 122L72 123H70L69 125L70 126H67L66 127V129H68V132L67 133H65V135L67 134H70L71 133V136H72V141L75 143V144H80L81 145V147H83L84 146V144H86L85 142H87L88 143V141H90L91 139L89 138L90 136H89V134L87 133V132H89V127L87 128L86 126H88V125H86L87 123L86 122H90V120H88V121H86ZM92 120V119H91ZM9 121H11V120H9ZM94 121V120H93ZM96 121V120H95ZM133 121V120H132ZM152 121V120H151ZM202 121V120H201ZM256 121V120H255ZM13 122H10L9 124L11 125ZM88 122V123H89ZM97 122V121H96ZM121 122V121H120ZM123 122H124V120H123ZM202 122H204V120L202 121ZM260 123L256 126V125H254V126H256L257 128H259L261 125H263L264 124V120H260L259 121ZM48 123V124H47ZM69 123V122H68ZM126 123H127V125H129V124H131V123H129L128 124V122H127V120H126ZM133 123V122H132ZM156 123V124H157ZM209 123V122H208ZM38 123H36V125H37ZM40 124V123H39ZM38 124V125H39ZM124 124V123H123ZM145 124V123H144ZM154 124V126H156L155 125V123H153ZM195 124H197V123H195ZM199 124H201V126H202V124L203 123H199ZM227 123H225V124H223V125H226ZM232 124V125H233ZM13 125V124H12ZM20 125V126H19ZM33 125H35V122L33 123ZM119 125H120V123H119ZM222 125V127H224ZM233 125V126H234ZM32 126V125H31ZM65 126V125H64ZM90 126H91V124H90ZM120 126H122V125H120ZM140 126V125H139ZM178 126V125H177ZM190 126V125H189ZM227 126V125H226ZM129 127L131 128V126L129 125ZM129 127L128 128H126V125H125V128L126 129H128V131H129ZM147 127V128H148ZM174 127H175V130H174ZM181 127V126H180ZM221 127V128H222ZM31 128V127H30ZM103 128V127H102ZM125 128H123L124 130H125ZM135 128V127H134ZM137 128V127H136ZM135 128V129H136ZM146 128V129H147ZM157 128V129H156ZM179 128V127H178ZM184 128V127H183ZM182 128V129H183ZM187 128H188V126H187ZM228 128H230L231 129V126L229 127V125H228ZM233 129H234V127H232ZM236 128V129H237ZM28 129V128H27ZM87 129H88V131H87ZM146 129H144V130H146ZM181 129V128H180ZM205 129H206V125H205ZM223 129V128H222ZM230 130V132L229 133H226V135H227V137L228 138H231V140H234V141H236L235 140V138H236V136L238 137V135H236V129H234V130ZM124 130H122L123 131V133H127L128 131L127 130H125V132H124ZM136 130V131H137ZM224 130V129H223ZM66 131V130H65ZM127 131V132H126ZM171 131V132H172ZM213 130L211 129V132H212ZM29 132V130H27V133ZM70 132V133H69ZM86 132V133H85ZM135 132V131H134ZM139 132V131H138ZM166 132V131H165ZM169 132V131H168ZM210 132V133H211ZM241 132V133H242ZM263 133H264V131H262ZM27 133L25 134V136H27ZM90 133V132H89ZM119 133V132H118ZM213 133V132H212ZM92 134V133H91ZM104 134H106V133H104ZM137 134V133H136ZM206 134H207V132H206ZM214 134H215V132H214ZM220 134V133H219ZM254 134V133H253ZM8 135V136H7ZM117 135H119V134H117ZM117 135H116V138L114 137V141H118L119 139L117 138ZM210 135H213V134H210ZM121 136H123V135H121ZM120 135H119V138L121 137ZM125 136V135H124ZM128 136V135H127ZM223 136H224V134H223ZM1 137H2V135H1ZM0 137V138H1ZM19 137V136H18ZM18 137H16V140H17V138ZM29 137H30V135H29ZM41 137V138H40ZM62 137H64V135L63 136H60V138H62ZM85 137H87V139L85 138ZM133 137V136H132ZM191 137V136H190ZM242 137V136H241ZM240 137V138H241ZM251 137H253V136H251ZM24 138V137H23ZM96 138H97V136H96ZM95 138V139H96ZM112 138V137H111ZM137 138H138V136H137ZM192 138V137H191ZM191 138H188V139H191ZM20 139V138H19ZM64 139V138H63ZM65 139H66V137H65ZM84 139H86L87 141H85ZM94 139V138H93ZM94 139V140H95ZM97 139H100V138H97ZM210 139V138H209ZM13 140H11L10 142L13 144ZM22 140V139H21ZM101 140V139H100ZM103 140V139H102ZM111 140V139H110ZM112 140V141H113ZM121 140V142H122V138L120 139ZM177 140V139H176ZM191 140H194V139H191ZM203 140V139H202ZM224 140V139H223ZM242 140V139H241ZM254 140V139H253ZM1 141H2V139H1ZM0 141V142H1ZM13 141V142H12ZM42 141L44 142V143H42ZM131 141V140H130ZM175 141V140H174ZM225 141V140H224ZM230 141V140H229ZM261 141H262V139H261ZM92 142H94V141H92ZM97 142V141H96ZM105 142V141H104ZM108 142H111V141H108ZM132 142V141H131ZM189 142V141H188ZM191 142V141H190ZM189 142V143H190ZM214 142V141H213ZM255 142V141H254ZM2 143V142H1ZM1 143H0V145H1ZM73 143V144H74ZM116 143V142H115ZM118 143V142H117ZM133 143V142H132ZM131 143V144H132ZM241 143H243V142H241ZM3 144V143H2ZM93 144V143H92ZM91 144V145H92ZM94 144H95V142H94ZM106 144H108V143H106ZM112 143H110V145H109V148L107 149V153H106V156H104L105 154L103 153V156L102 157H104V158H102V160H99V159H101L100 158V156L99 157H97L96 156V151H94V150H92V149H88V148H91V145L89 144H86V146H87V151H86V147H85V149L84 148H82L83 149V152H84V154L86 153L87 154V159L89 158V155H88V153L92 156V163H93V167H91L92 169H91V171H92V173L94 174V175H96V174H102L103 172H105V171H107L108 172V170H111V169H113V168H115L116 166H117V163H118V160H117V156L118 155H116V158H115V156L113 155V154H116V153H112V150H114L115 148L111 145ZM128 144H130L129 142H128ZM134 144H136V143H134ZM183 144H184V142H183ZM225 144V143H224ZM15 144H13V146H14ZM120 145H122V143L121 144H118V145H114L116 148H117V150H118V148L120 147ZM141 145H142V143H141ZM185 145V144H184ZM57 146L59 147V149H57ZM65 146H66V144H65ZM123 146V145H122ZM181 146H182V144H181ZM189 145L187 144V148L189 149L190 148V146L188 147ZM208 146V145H207ZM229 146H230V144H229ZM253 146H256L257 147V145H255V143H253ZM261 146L262 147H264L263 145H260V146H258V148L260 149L261 148ZM1 147H2V145H1ZM8 147V146H7ZM66 147H68V145L66 146ZM73 147H75V145L73 146ZM97 147V145L95 146V148ZM100 147V146H99ZM108 147V146H107ZM111 147H113V149L111 148ZM134 146H133V144H132V148H133ZM136 147V146H135ZM135 147H134V149H135ZM56 149V151H53V150H55ZM62 148V147H61ZM137 148V147H136ZM220 148V147H219ZM224 148V147H223ZM225 148H227V149H229L228 147H225ZM224 148V149H225ZM249 148H247L248 150V152H249ZM2 149V150H3ZM71 149V148H70ZM82 149L80 150V151H82ZM100 149V148H99ZM187 149V150H188ZM217 149V148H216ZM254 149H255V147H254ZM253 149V150H254ZM264 149V148H263ZM1 150V151H2ZM50 150H52V152L50 151ZM57 150H58V152L59 153H61V154H59V155H61V156H57L58 158L60 157V159H59V161H58V163L60 162L62 165L60 166V163L59 164H57L58 166L56 167H53L54 165L53 164H51L50 163V161H46L45 160V157H48V159H50L52 156V159L54 160V162H57V159L55 160V156L53 155V152H55L56 153V155H57ZM61 150H63L62 152H61ZM71 150H73V148L71 149ZM97 150V149H96ZM120 150H121V148H120ZM119 150V151H120ZM123 150V149H122ZM220 150V149H219ZM219 150H218V152H219ZM246 150V149H245ZM244 150V151H245ZM252 150V151H253ZM132 151V150H131ZM134 151V150H133ZM202 151V150H201ZM200 151V152H201ZM215 151V150H214ZM217 151V150H216ZM220 151H222V150H220ZM228 150H225V152H227ZM49 152H51L52 154H49ZM76 152H77V150H76ZM79 152V151H78ZM95 152V154L93 155V153ZM98 152V151H97ZM99 152H100V150H99ZM115 152V151H114ZM191 152V151H190ZM217 152V153H218ZM54 153V154H55ZM71 153V152H70ZM73 153H75L74 151H73ZM186 153V152H185ZM189 153V152H188ZM188 153H186V155L188 154ZM193 153V152H192ZM196 153V152H195ZM213 153V152H212ZM216 153V154H217ZM250 153H251V151H250ZM254 153L255 152H253V156H254ZM258 153V152H257ZM1 154V155H2ZM72 154V153H71ZM82 155H83V153H81ZM85 154V155H86ZM199 154V153H198ZM197 154V155H198ZM210 154V153H209ZM213 154H215V153H213ZM51 155V157H49ZM79 155L80 154H78V157H79ZM164 156V158L165 159H167V162H164L165 161V159L164 160H162V162L161 163H159L158 164V161H157V159L159 160V157L160 156ZM189 155V154H188ZM187 155V156H188ZM195 155V154H194ZM220 155H222L221 153H220ZM220 155H218L217 154V156H220ZM248 155H251V154H248ZM259 155V154H258ZM84 156V155H83ZM97 158H96V157ZM162 156V157H163ZM191 156V155H190ZM210 156H212V155H210ZM216 156V155H215ZM223 156H224V152H223ZM223 156H221L222 158H223ZM253 156H250V157H252L253 158ZM82 157V156H81ZM85 157V156H84ZM177 159H176V158ZM182 157H185L184 159L182 158ZM195 157L196 156H194V158L193 159H195ZM206 157V158H205ZM243 157V156H242ZM246 157V156H245ZM259 157V156H258ZM74 158H75V155H74ZM97 159V160H95V159ZM1 159H3V158H1ZM51 159V160H52ZM79 159V158H78ZM82 159V158H81ZM85 160H86V158H84ZM188 159V158H187ZM189 159H191L190 157H189ZM188 159V160H189ZM221 159V158H220ZM224 159V158H223ZM259 159V158H258ZM76 160V159H75ZM80 160V159H79ZM85 160H81V162L82 161H84L85 162ZM216 160V159H215ZM219 160V159H218ZM222 160V159H221ZM242 160V161H241ZM246 160V159H245ZM68 161V163H66ZM88 162H89V160H87ZM86 161V162H87ZM195 161V160H194ZM194 161H191L190 160V166H191V169L193 170V167H194V165L196 164H194V163H192V162H194ZM238 161V162H237ZM247 161V160H246ZM250 161H252V160H250ZM261 161V160H260ZM27 162L29 163V164H27ZM53 162V163H54ZM87 162V163H88ZM153 162H154V164H153ZM159 162H160V160H159ZM218 162V161H217ZM237 162V163H236ZM4 163V162H3ZM26 163V164H25ZM199 163V164H200ZM30 164H33L32 166L33 167H28V166H30ZM55 165H56V163H54ZM82 164H83V166H84V163L82 162ZM90 164V163H89ZM119 165H120V163H118ZM187 164H188V162H187ZM10 165V164H9ZM8 165V166H9ZM71 165V166H72ZM75 165H73L74 166V170H75V167H77V166H75ZM88 165V164H87ZM197 165H198V163H197ZM197 165H195V166H197ZM202 165V164H201ZM200 165V166H201ZM235 165V166H236ZM238 165H239V163H238ZM261 165H262V163H261ZM70 165H69V168L71 167ZM199 166V165H198ZM203 166V165H202ZM263 166V165H262ZM6 168H7V166H5ZM79 167V166H78ZM77 167V168H78ZM87 167V166H86ZM117 167H119V166H117ZM241 167H243L242 169H241ZM11 168V169H12ZM55 168V169H54ZM121 168V167H120ZM119 168V169H120ZM197 168V167H196ZM235 168V167H234ZM2 169V168H1ZM14 169V168H13ZM12 169V170H13ZM15 169V170H16ZM71 169V168H70ZM81 169H82V167H81ZM201 169V168H200ZM233 169V168H232ZM236 169V168H235ZM74 170H72V171H74ZM78 170V169H77ZM84 170V169H83ZM192 170H190V174H188V176L187 175H185L187 178L189 177V175H191V171ZM196 169H194V171H195ZM258 170V169H257ZM50 171H49V173H50ZM79 171V170H78ZM85 171V170H84ZM198 170H196V172H197ZM211 171H213V173L211 172ZM86 172V173H85ZM84 173H80V171L78 172V173H80V176L79 177H75L76 179H75V181H74V183H76L78 180H82L81 178H83V179H85V175H83V177H82V175L81 174H86L87 176H88V169L85 171ZM118 172V171H117ZM231 173H233L234 171H230ZM261 172V171H260ZM14 173V172H13ZM47 173H48V171H47ZM70 173V174H69ZM77 173V172H76ZM197 173V174H198ZM228 173V175H229V178L231 177V179L229 180L228 179V177H227V174ZM235 173V172H234ZM264 173V172H263ZM51 174V173H50ZM60 174V175H59ZM63 174H65L66 176H64V178H63ZM72 174H73V172H72ZM104 174V173H103ZM194 174V173H193ZM192 174V175H193ZM2 175V174H1ZM47 174H45V176H46ZM55 175V174H54ZM91 174H89V176H90ZM231 175H233V174H231ZM261 175H262V173H261ZM13 176V174H12V177H14ZM44 176V177H45ZM76 176H77V174H76ZM86 176V177H87ZM97 176V175H96ZM96 176H95V178H96ZM130 177V179H131V176H133L134 177V182H132V183H134V185L133 184H131L130 185V187H129V184H126V178L127 177ZM183 176V175H182ZM185 176H183L184 178H185ZM1 177V176H0ZM2 177H4V176H2ZM68 178V180L67 179H65V178ZM98 177V176H97ZM100 177V176H99ZM196 177H198L197 175H196ZM198 177V178H199ZM11 178V177H10ZM47 178H49V177H47ZM56 178V177H55ZM54 178V179H55ZM90 178V177H89ZM92 178H93V176H92ZM186 178V179H187ZM190 178H191V176H190ZM4 179V178H3ZM59 178H57V180H58ZM1 180V179H0ZM56 180V181H57ZM60 180V179H59ZM86 180V179H85ZM84 180V181H85ZM94 180V179H93ZM92 180V181H93ZM83 180L81 181V182H84ZM89 182L91 181V179L90 180H88ZM12 182V181H11ZM35 182H37V181H35ZM43 182V181H42ZM159 182H161L162 184H161V186H159L160 187V189H157V185H158V183ZM187 182V181H186ZM191 182V183H190ZM258 182V181H257ZM257 182H255L256 184H257ZM22 183V184H23ZM25 183V184H26ZM54 183V182H53ZM86 183V182H85ZM52 184V183H51ZM76 184H78V183H76ZM76 184H75V186H76ZM81 183H79V185H80ZM87 184H88V182H87ZM86 184V185H87ZM214 184V183H213ZM260 184V183H259ZM7 185V186H8ZM29 185V184H28ZM53 185V184H52ZM59 185V184H58ZM68 185V186H67ZM90 186H91V184H89ZM133 185V186H132ZM174 185L175 186H178V189L177 188H174L173 189V187H174ZM181 185H182V187H181ZM23 186H24V184H23ZM55 186H57L56 184H55ZM74 186V187H75ZM81 186V185H80ZM84 185H82V187H83ZM157 186V187H156ZM215 186V188H217V189H219L218 191L219 192H217L216 190H215V188H213ZM222 186V185H221ZM262 186V185H261ZM25 187V186H24ZM29 187V186H28ZM59 187V186H58ZM72 187V189H74L73 188V183L72 184H70V188ZM158 187V188H159ZM224 187V186H223ZM257 187L258 186H255V189H257ZM8 188V187H7ZM23 188V187H22ZM30 188V187H29ZM62 188V189H63ZM69 188V189H70ZM76 188V187H75ZM91 188V187H90ZM184 188V187H183ZM213 188V189H212ZM9 189V188H8ZM27 189V188H26ZM25 189V190H26ZM72 189H71V191H72ZM170 189H173L172 191L174 192V193H172L171 192V190ZM175 189H176V191L178 190V192H180L179 194L178 193H176L175 192ZM208 189H210L211 191H213L214 192V190L216 191V194L215 195H209V194H211V191L210 190H208ZM251 189H254L253 187L251 188ZM20 190L23 192H20ZM60 190V189H59ZM168 190H169V192H168ZM184 190V189H183ZM186 190V189H185ZM29 191V189L27 190V192ZM70 191V192H71ZM77 191H78V189H77ZM207 191H208V193H207ZM210 191V192H209ZM230 193H229V192ZM26 192V191H25ZM63 192V191H62ZM61 192V193H62ZM66 192V191H65ZM81 192V191H80ZM167 192L168 193H170L171 192V194H167ZM195 192L197 193L198 192V194L196 195L195 194ZM228 192V193H227ZM22 193V194H21ZM60 193V194H61ZM67 193V192H66ZM75 193V192H74ZM73 193V194H74ZM83 193V192H82ZM205 194V193H207L208 195H209V198L210 199H208V200H203V198H206V197H203L202 198V196H205V195H201V194ZM218 193V194H217ZM23 194H24V196H23ZM71 194H72V192H71ZM70 194V195H71ZM182 194V193H181ZM183 194H184V191H183ZM183 194H182V196H183ZM31 195H33V197L31 196ZM34 195H35V197H36V199L34 198ZM64 195V194H63ZM251 195V196H250ZM256 195V194H255ZM65 196H66V194H65ZM74 196V195H73ZM72 196V197H73ZM84 196V195H83ZM207 196V195H206ZM10 197V196H9ZM85 197V198H86ZM250 197V198H249ZM64 198V197H63ZM69 198V197H68ZM262 198V197H261ZM71 199L72 198H70V200L68 199V202L70 201L71 202ZM87 199H85V201H87ZM188 199V200H187ZM198 200V202H199V205H200V203H201V201L203 200V207L204 206H207L208 207V210L209 211H207L206 213H204V215L202 214V212L204 211V210H201V208L199 209L198 207H200V206H198V205H196L197 206V208L199 209V210H195L194 208H193V205L194 204H191L193 201L192 200ZM264 199V198H263ZM262 199V200H263ZM10 200V199H9ZM26 200H31V202L33 203L32 204V206L30 207V208H28L29 210H27V208H26V210H25V208H24V206L25 205H23L24 203H26ZM67 201V200H66ZM65 201V202H66ZM119 201V203H120V207H119V212H117V213H115V212H113V210L116 208L117 209V202ZM190 201H192L191 203H189ZM240 201H243V202H245V204L242 206V205H240ZM261 201V200H260ZM29 202V201H28ZM27 202V205L30 203H28ZM38 202V203H37ZM94 202H100L98 205L97 204H94ZM263 203L262 204H264V201H262ZM67 203V202H66ZM73 203V202H72ZM75 203H73V205H75ZM88 203V204H89ZM189 203V204H188ZM195 203V202H194ZM38 204V205H37ZM86 204V203H85ZM89 204V205H90ZM201 204V205H202ZM242 204V203H241ZM26 205V206H27ZM30 205V204H29ZM29 205H28V207H29ZM84 205V207H82ZM88 205V206H89ZM95 205V206H94ZM97 205V206H96ZM192 205V206H191ZM2 206V205H1ZM119 206V205H118ZM254 206H255V208H254ZM263 206V205H262ZM203 207H202V209H203ZM5 208V207H4ZM196 208V207H195ZM261 208V207H260ZM15 209V208H14ZM80 209V208H79ZM115 209V210H116ZM70 210V209H69ZM77 210V209H76ZM114 210V211H115ZM118 210V209H117ZM116 210V211H117ZM259 210V209H258ZM71 211H72V209H71ZM78 211V210H77ZM0 212H1V210H0ZM243 212V213H242ZM4 213V212H3ZM117 214L118 215V217L117 218H115V219H113L114 221H111V223H109V218H110V216H112V215H114V214ZM119 213V214H118ZM244 214L243 216L244 217H242V214ZM59 214V213H58ZM56 215H57V213H56ZM81 215V216H80ZM198 216V221H196L195 220V218ZM248 216H250L249 218H248ZM253 216V215H252ZM18 217V218H19ZM40 217V218H39ZM178 217H180L179 218V220L180 221H178V219H177V221H175V219L176 218H178ZM193 217H195V218H193ZM85 218V217H84ZM112 218H114V217H112ZM264 217L263 216H261V219H262V221H257L255 224H257L256 226H257V231H256V229H255V231H256V234H254L252 237H253V239H251L252 240V243H251V241H250V243L252 244L251 245V247H250V243H249V247L247 248L246 247V249H248L247 250V252H246V250H244L245 252H243V250H242V254L241 255H238V257H237V255H234V254H231V253H233V252H231V249L229 248V250H228V252H227V248H228V246H227V248H226V250H224L223 251V249H222V251L223 252H221L222 253V255H227V256H224V257H228V258H230L229 259V261L230 262H232V264L235 262V260H237V261H242L243 262V264H247V263H252V264H254L255 262L254 261H256V259H257V257H259V259H258V262L256 261V263H258V264H264V262H261V258H264V219H263ZM50 219H51V217H50ZM52 219H53V217H52ZM255 219V218H254ZM57 220L59 221V219L57 218ZM259 220V219H258ZM50 221V220H49ZM54 221V220H53ZM235 221V222H234ZM61 222V221H60ZM65 223V222H64ZM159 223H162V225L160 224V226H161V228H158V229H161L160 231L158 230V231H156V229H157V227H159V226H156V229H155V225L156 224H158L159 225ZM164 223V224H163ZM249 222H247L246 223V225L248 224ZM62 224L63 223H61V226H62ZM237 224H241V222H239V223H237ZM243 224V223H242ZM252 224V223H251ZM250 224V225H251ZM45 225V226H44ZM48 225H51V224H48ZM163 225H166L165 227L163 226ZM229 225V226H228ZM249 225V226H250ZM52 226L54 227V224H52ZM58 226V225H57ZM65 226V225H64ZM162 226H163V228H162ZM240 226V225H239ZM242 226V225H241ZM245 226V225H244ZM243 226V227H244ZM49 228H52V227H50V226H48ZM66 227V226H65ZM64 227V228H65ZM78 227H80V228H78ZM134 227V228H133ZM58 228V227H57ZM60 228V227H59ZM58 228V229H59ZM67 228V227H66ZM204 228V229H203ZM239 228H241V227H239ZM239 228H237L236 229V234L238 233V237L237 238H239V236L241 237V239H242V237H243V235H246L244 238L247 240V234H249V232L247 233V231L248 230H246V232H244L243 230H239ZM248 227H246V229H247ZM44 229H46V227L44 228ZM58 229H57V231H58ZM111 229V230H110ZM38 230V231H39ZM47 230H49V229H47ZM46 230V231H47ZM52 230H53V228H52ZM81 230H83L84 232L86 231V233H85V235H88L87 236V238L85 237V235L84 234H82V235H84V237H81V235H80V231ZM239 230V231H238ZM45 231V230H44ZM54 231V230H53ZM53 231H51V229H50V231L49 232H51V233H53ZM64 231H66V229H64ZM108 231V232H107ZM125 231V234H131V235H125V237H123V236H121L122 234L121 233H123ZM126 231L128 232V233H126ZM235 231V230H234ZM255 231H254V233H255ZM48 232V233H49ZM63 232V231H62ZM202 232H204V233H202ZM42 233V232H41ZM40 233V234H41ZM199 233H202L203 235L204 234H206V236L205 237H207L206 238V242H205V244H204V248L203 247H201V244H203L202 242H200L201 244H199V243H196V240L195 239H193L194 238V236H196L197 235V238L196 239H198V237H200V235L202 236V234H199ZM245 233V234H244ZM247 233V234H246ZM26 234H25V236H26ZM43 234H45V232L43 233ZM43 234H41V235H43ZM55 231H54V237H55ZM162 234V235H161ZM170 234V235H169ZM232 234H234V232L232 231ZM47 235V234H46ZM52 235V234H51ZM166 235V237H168ZM48 236H49V234H48ZM127 236V237H126ZM235 236V235H234ZM234 236L233 237H231V238H233L234 240H235V238H234ZM249 236V235H248ZM29 237V236H28ZM27 237V238H28ZM64 237V238H63ZM204 237V238H205ZM60 238H61V240H60ZM201 238V237H200ZM199 238V239H200ZM203 238V237H202ZM31 239V240H30ZM167 239H169V238H167ZM208 239V240H207ZM22 240V241H23ZM57 240V239H56ZM65 240V239H64ZM162 240H164V239H162ZM165 240H166V238H165ZM192 240H195V241H192ZM229 240V239H228ZM238 240V239H237ZM237 240H236V242H237ZM172 242H173V240H171ZM170 241V242H171ZM202 241V240H201ZM231 241H232V239H231ZM243 241H244V239H242L240 242H242L243 243ZM139 242V245H140V243L141 244H145V245H147L149 242V245H148V247L149 246H151L152 244L151 243H153L154 244V250H152L153 248L151 247L150 248V250H151V252H150V250H149V253H148V255H147V253L145 254L144 252H143V250H142V252L140 253V250L138 251L139 253H140V255H138V253H136L138 256H136L135 255V253H133L134 252V250L136 249V248H138L139 247V245H137L136 246V243H138ZM166 242V241H165ZM164 242V243H165ZM192 242H194V243H196L197 245H198V247H201V248H199V249H197V250H195V249H193L192 248ZM227 242V241H226ZM235 241H233L232 243H234ZM125 243H128L127 244V247H123V245L125 244ZM230 243V242H229ZM242 243H241V246H242ZM174 244H176V243H173V246H175ZM226 245L228 244V243H225ZM224 244V245H225ZM235 244V245H234ZM234 244H232L234 247L236 246V245H238V243L236 244V243H234ZM27 245H29V244H27ZM177 245V244H176ZM226 245H225V247H226ZM68 246V245H67ZM70 246V245H69ZM166 245L164 244V247H165ZM196 246V245H195ZM230 246H231V243H230ZM233 246H231V248L233 247ZM240 246V247H241ZM176 247V246H175ZM239 246H236V248H238ZM68 248V247H67ZM140 248V247H139ZM197 248V247H196ZM144 249V248H143ZM146 249H147V247H146ZM149 249V248H148ZM165 249H166V247H165ZM170 250V248H167L166 249V251L167 250ZM172 249V248H171ZM174 249V248H173ZM201 249H203V250H201ZM219 249V250H218ZM225 249V248H224ZM241 249V248H240ZM240 249H237V250H240ZM168 250V251H169ZM192 250V251H191ZM194 250V251H193ZM207 250L209 251V252H213V251H215V250H217V252H216V254H214V253H212V254H209V252L207 253ZM171 251V250H170ZM234 251H236L235 250V248H234ZM135 252H136V250H135ZM173 252V251H172ZM190 252L192 253V254H190ZM169 253H171V252H169ZM220 253V254H221ZM236 253H237V251H236ZM134 254V255H133ZM237 254H239V253H237ZM214 255V256H213ZM174 256H172V258H173V262H172V264H177V262H175V260H177L176 258L174 259ZM218 256H219V254H218ZM261 256V257H260ZM128 257V258H127ZM222 256H220V258H221ZM223 257V258H224ZM16 259V258H15ZM21 258H19V261L21 262L22 260H20ZM27 259V258H26ZM225 259V258H224ZM223 259V260H224ZM141 260V261H140ZM259 260H260V262H259ZM145 261V262H146ZM152 262V263H150V262ZM225 261V260H224ZM251 261H253V262H251ZM264 261V260H263ZM230 262H228V259H227V263H229V264H231ZM180 263V264H181ZM220 264V263H219ZM235 264H237V263H235ZM241 264V263H240Z\"/></svg>", "mask_w": 264, "mask_h": 264}, {"label": "built area", "instance_id": "built-area-1", "mask_svg": "<svg viewBox=\"0 0 264 264\" xmlns=\"http://www.w3.org/2000/svg\"><path fill=\"white\" fill-rule=\"evenodd\" d=\"M92 47H93V46H89V45H87V46L84 48V51H85V54H86V55L91 54V52H92V54H93ZM88 49H89V51H88Z\"/></svg>", "mask_w": 264, "mask_h": 264}]
</instances>
